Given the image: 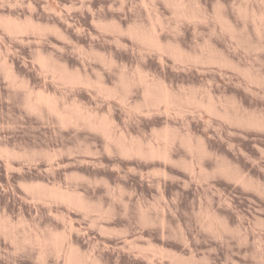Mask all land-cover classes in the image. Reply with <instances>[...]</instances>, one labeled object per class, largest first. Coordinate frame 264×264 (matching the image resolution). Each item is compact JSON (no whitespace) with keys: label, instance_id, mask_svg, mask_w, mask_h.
<instances>
[{"label":"rangeland","instance_id":"1","mask_svg":"<svg viewBox=\"0 0 264 264\" xmlns=\"http://www.w3.org/2000/svg\"><path fill=\"white\" fill-rule=\"evenodd\" d=\"M152 1L0 0V16H30L65 35L49 30L15 36L0 25L1 56L34 92L41 89L114 117L128 142L135 138L158 145L157 134L166 127L178 136L172 161L124 157L116 148L108 151L98 132L63 126L47 112H30L25 91L11 87L0 70V147L26 154L10 160L0 155V219L20 239L7 237L0 222V264H65V253L50 250L42 261L38 246L21 241L53 231H67L71 244L93 264H264V128L202 108L188 107L182 115L166 113L163 106L149 109L139 85L132 87L127 104L94 88H64L35 58L39 51L54 56L93 80L102 76L119 91L121 73L133 76L139 66L178 94L194 90L206 100L212 96L222 112L235 104L243 120L264 123V0H178L188 12L200 4L206 13L201 21L179 18L173 0ZM244 8L251 16L258 13L257 18L244 17ZM218 10L236 33L218 21ZM156 15L165 20L159 33L166 45L179 43L199 56L217 50L229 63L176 61L126 32L130 26H150ZM136 105L140 110H133ZM185 140L203 142L207 153H191ZM45 153L56 157L51 161ZM223 167L244 180L229 176ZM37 182L80 193L99 212L87 214L60 201L38 199L23 187ZM71 221L77 229L70 233Z\"/></svg>","mask_w":264,"mask_h":264},{"label":"bare ground","instance_id":"2","mask_svg":"<svg viewBox=\"0 0 264 264\" xmlns=\"http://www.w3.org/2000/svg\"><path fill=\"white\" fill-rule=\"evenodd\" d=\"M151 1L152 0H142L143 4H145V5L149 4V2L151 3ZM140 2H141V0H140ZM171 2H172L171 3L172 6L175 10V13L177 16H179V18L180 17H182L183 19L187 18V19L192 20V21H195V20L201 21L202 19L205 18L206 13L202 10V7L200 4H199L200 6L197 5L198 7L196 5H193V7L191 6L190 7L191 12H188L190 9L187 10L184 3H182L183 1L173 0ZM194 6H195V8H194ZM243 6H245V5H243ZM56 8H57V6H56ZM192 8H194V9H192ZM247 8H249V7H247ZM247 8H246V10H245V8L241 9L242 13L241 12L240 13L242 15H244V17L248 13L249 14L247 16L248 17L251 16V14H250L249 10H247ZM51 9L55 10L54 7L53 8L51 7ZM33 10H35V9H33ZM150 10H151V8L149 9V11ZM242 10L246 11V14H244L245 12ZM251 13H253L252 16L256 15L255 17H253L255 20L257 18L258 13L254 14V11ZM223 15L218 10L215 16H216V18H218V21L222 23L224 28H226L227 30H229L233 34L236 33L234 27L232 26L231 21H228V18H226ZM156 16H157V18H154L155 21L151 17L152 22H150L151 23L150 26H148V25L145 27L140 26L141 28L139 26H130L128 28V30H126V32L129 33L130 36H132L135 40H137L138 42H140L144 46L149 47L153 50H156L159 53H161L162 55L165 53H168L176 61L185 62V61H189V60H194V61H207V62L216 63V64H228L229 63V61L223 55L218 53L217 50L208 49L206 54L202 53L199 56L198 54L193 55V54H190L189 52H186L183 49L184 47L183 48L180 47L181 45L178 46L179 43L176 45L175 44L173 45L171 43L166 45L165 43L162 42V38H161L160 33H159L160 29L161 30L165 29L164 28V25H165L164 21L165 20L162 21V19L159 15H156ZM247 16H246V18H248ZM260 16H261L260 19L262 20L264 15H260ZM12 17H11V15H10V17H7V15L3 16V17L0 16V25L3 26L5 28V30L8 33H10L11 35L13 34L15 36L16 35L18 36V35H25V34H34L35 36L36 35L40 36V35H43L45 32L50 30V31H54L55 33H58L59 36H62V37L65 36L64 33L61 31L62 29L60 30L56 26L55 27L43 26V24L38 23L39 21L35 22L34 19L31 18L30 16H29V18H26L24 20H20V19L17 20V19H14ZM120 27H121L120 25L113 24L112 28H114L115 30L118 29L120 31H123V29L121 30L122 27L121 28ZM124 29H126V28H124ZM1 55L2 54L0 53V70L3 72L6 79L12 85L11 87L25 91L24 105L30 112H33L35 114H40V115H42L44 112H47V113L55 116L56 119H58L59 122L63 126H72V127L83 126L84 128L86 127L87 129H90L91 131L98 132L103 136V138L105 140V147L108 151H111L112 148H116L118 150V152L124 157H137V158L139 157V158H143V159H161V160H164L166 162L173 160L174 157L171 155V147L177 141L178 136L168 127L163 129V131H161V133L159 132L160 135H159V133L157 134L158 138L160 137L161 142H162V143L160 142V144L158 143V145L149 143V141H148V144L147 143L144 144L143 141L142 142L140 140L138 141V139L132 138L131 136H130V138H132V140L128 142V141H126L127 139L125 138V136H123L124 134L118 132V124L114 120L115 119L114 117H112L110 115L107 116V114L102 115V116L99 114H96V113H94L93 110H90L88 108L89 107L88 105L85 104L86 106H84L81 102L73 101L72 103H67L65 100L61 101L58 98V96H55L56 94L55 95L47 94L45 92H42L41 89L39 92H34V90L28 86L29 83L25 79L21 80L20 75H19V77L17 76L18 73H16L14 71V68H13L14 65L12 67L8 63V59L2 57ZM35 58L38 61V63L40 64L43 71L51 74L53 79L58 81L60 84L62 83L61 85H64V88H66L67 86L72 87V88H74L76 86H81V87L84 86V87L90 88V89L94 88L95 90H97L99 92V94L102 93L103 95H105L106 97H109V98H113V97L115 99L118 98V101L122 102L123 104H127L128 103V96H129L130 91H132V87L139 85L142 87V90H143L142 93H143L144 106H146L149 109H151V108L157 109V108H159V106H163L166 113H170V114L176 113V114L182 115L185 113V110L188 107L189 108L190 107L191 108L192 107L202 108V109H205L207 112H209L212 115L224 116V118H227L229 120H234V121L241 123V124L243 123L244 125L264 128V123L258 119H254L253 117H252L253 119H250V120H245V119L243 120L242 119L243 117L239 116L240 114L238 115V113H239V111L237 110L238 107L236 108L235 104L232 105L233 109L230 106L231 109L227 107V109L225 108V110H223V112H222V110H220V108L218 106L219 104L214 100V98L212 96H211L212 98L209 97V99L206 100L204 98L199 97V95L196 92H193L194 90L193 91L191 90V92H189V93L178 94V93H176L177 90L174 92V90L173 89L171 90L167 84L163 83L164 80L163 81L161 80L162 81L161 82L155 78H154L155 80L150 79L149 72L143 70L139 66H137L135 72L133 73L134 74L133 76H129L125 72L121 73L120 83H119L120 84L119 86H121V88H119V89H120V91L121 90L122 91L120 93V91L118 89H114L113 87L108 86L106 84V81L102 78V76H99V78L97 77L96 78L97 80L96 79L93 80L92 79L93 77L92 78L89 77V74H83V71L80 72L79 70H72L73 68L69 69V67L67 65H64V64H62V62H59L56 58H54V56H51V55L47 56V55H44L43 52L39 51ZM105 62H108V60H105ZM111 63H112V60H111ZM187 92H188V90H187ZM227 104H228V102H227ZM140 105H142V104H140ZM222 106H223V104H222ZM139 108H141V107H139V105H136L133 108V110L134 109L140 110ZM231 110L233 113L231 112ZM236 110L238 111V113ZM246 119H249V118H246ZM187 141L185 140L184 142L186 143ZM202 143L193 144L192 142L188 141L187 147L191 153L196 154V152H197V153H199V155H202V154L205 155L207 153V149H205L206 147H204V145ZM6 146L7 145H5V147L4 146L0 147V155L3 158L6 157L7 160L8 159L10 160V159L23 158L26 155V154L25 155L19 154V152H16L15 150H11V148H9L8 146L6 147ZM45 155L51 161L56 157V154H52V153H45ZM193 156H194V154H193ZM193 161H194V159H193ZM8 163H7V166L9 168V167H11L12 164L9 166ZM189 169L195 171V167L193 165H190ZM14 170H17V169H14ZM223 170L225 173L229 174V176L233 177L236 180H241V181L244 180L243 177L239 173H234V172H232V170H229V168L227 169V168L223 167ZM45 184L43 185V183H40V182L33 183V184L29 183L25 186L23 185V187L26 188L29 192L33 193L38 199H42V200L45 199L47 201L55 200L56 202L60 201L61 203H65L68 206L81 209L82 211H84L87 214L94 212L95 208L91 205V203L89 201H87L88 199L83 197L80 193H75V191H74V193L70 192L69 191L70 189L69 190H63L59 185H58L59 187L53 186L50 188L48 186H45ZM96 212H99V211H96ZM7 217L8 216H6V218ZM4 221H5V219H4ZM10 221H11V219H10ZM0 222H2L1 224H3L2 228H3L4 232L7 234V237L9 236L12 240H14V242L20 240L19 236H17V234L14 233V231L16 229L14 230V228L13 229L10 228L12 226L7 224V223L5 224L2 221V219H0ZM73 222L71 221L69 224L70 233L74 232V230L77 229ZM13 223L14 222H12V224ZM7 225H9L10 227H8ZM222 228L224 230L227 229V227L225 225H222ZM66 232L64 231L62 233L61 232L58 233V232L53 231V232H50L47 237H45V236L44 237L24 236L23 239H21V241L23 240V242H25L24 244L30 243V244L38 246L40 248V259L42 261L45 260V258L47 257L46 255L49 252H51L50 250H52L53 253H55V254H59L62 252L65 253V255H66V263L65 264H93L94 262L92 263L90 257L82 255V253H80L79 250L74 245L71 244L70 235Z\"/></svg>","mask_w":264,"mask_h":264}]
</instances>
